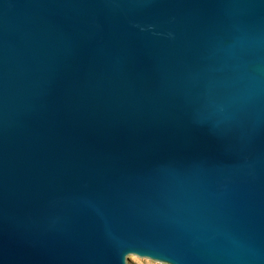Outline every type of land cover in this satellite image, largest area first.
<instances>
[{
  "label": "water",
  "instance_id": "95a60500",
  "mask_svg": "<svg viewBox=\"0 0 264 264\" xmlns=\"http://www.w3.org/2000/svg\"><path fill=\"white\" fill-rule=\"evenodd\" d=\"M142 258L264 264V0H0V264Z\"/></svg>",
  "mask_w": 264,
  "mask_h": 264
},
{
  "label": "rangeland",
  "instance_id": "374dc122",
  "mask_svg": "<svg viewBox=\"0 0 264 264\" xmlns=\"http://www.w3.org/2000/svg\"><path fill=\"white\" fill-rule=\"evenodd\" d=\"M136 264H166V263H149L147 258L135 260Z\"/></svg>",
  "mask_w": 264,
  "mask_h": 264
},
{
  "label": "snow or ice",
  "instance_id": "6c2138e0",
  "mask_svg": "<svg viewBox=\"0 0 264 264\" xmlns=\"http://www.w3.org/2000/svg\"><path fill=\"white\" fill-rule=\"evenodd\" d=\"M125 251H139L137 248H126ZM142 254H151V253H142Z\"/></svg>",
  "mask_w": 264,
  "mask_h": 264
}]
</instances>
